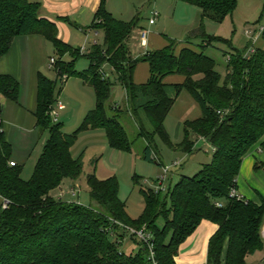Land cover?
<instances>
[{"label": "trees", "instance_id": "obj_1", "mask_svg": "<svg viewBox=\"0 0 264 264\" xmlns=\"http://www.w3.org/2000/svg\"><path fill=\"white\" fill-rule=\"evenodd\" d=\"M178 1L198 7L203 21L220 25L238 7V0ZM260 1L263 15L264 0ZM40 8L33 0H0V59L16 38L29 35L44 36L57 56L51 66L56 79L39 75L37 129L39 138L48 137L30 181L22 179L23 165L13 160V147L0 119V197L10 202L3 209L0 199V264H151L149 250L141 242L136 254L122 252L127 228L152 235L158 264H177L180 247L203 221L219 227L210 241L208 264H247L249 256L263 249L264 199L260 204H246L229 198V192L237 187L251 149L262 142L264 150V50L256 48L245 57L247 52H241L231 40L207 35L202 22L190 37L201 39L198 51L185 47L177 54L175 42L169 41L160 50L132 59L128 43L139 28V18L119 21L108 12L106 0H101L90 28L101 31L104 42L82 53L59 39L57 23L42 18ZM63 21L71 24L68 19ZM215 43L230 50L224 79L216 62L205 55V49ZM67 56L69 60H65ZM83 59L88 68L81 72L77 65ZM142 62L149 65L151 77L138 85L134 73ZM173 76L182 77L183 83L165 82ZM73 78L92 87L97 102L81 126L67 134L52 112L58 103L57 91ZM116 85L126 92V111L138 125L137 139L146 143V162L161 165L155 158L157 138L174 147L165 122L183 91L199 104L202 114L184 123L186 138L177 148L190 155L196 142L205 140L214 150L210 164L192 178L182 176L166 196L161 191L142 190L145 209L138 219L128 216L115 177L105 181L95 174L88 177L96 207L64 203L52 194L65 182H77L82 176L81 160L72 152L82 133L104 130L110 149L132 153L135 142L129 140L120 121L123 108L116 104L112 116L107 112ZM19 89L13 77L0 76L2 99L18 102ZM161 219L164 225L158 226Z\"/></svg>", "mask_w": 264, "mask_h": 264}, {"label": "rangeland", "instance_id": "obj_2", "mask_svg": "<svg viewBox=\"0 0 264 264\" xmlns=\"http://www.w3.org/2000/svg\"><path fill=\"white\" fill-rule=\"evenodd\" d=\"M38 1L44 2L45 6H49L53 14L49 16H53L52 18H54L55 15H67L68 17H72L69 19L71 24L64 21L59 22L55 18L54 20H56L55 22L60 28V34L58 37L60 36L67 42L73 44L76 42L78 43L79 37H76L75 35L79 34L73 33L72 31L75 30H71L72 27L88 28L92 22V17L97 4L96 0ZM66 2H69L67 3V12H62L61 7L65 5ZM82 3L83 7L79 8V4ZM106 6L108 12L117 20L130 22L138 17L139 26L143 29L150 30L154 43L150 48L147 47V49L143 51V54L153 52L156 50L155 48L160 47L162 49L166 47L169 41L175 42L177 54H179L185 47L198 51L199 46L202 44L201 39H190V37L192 32L197 30L202 22H204V28L207 35L231 40L233 46L238 49L245 47L240 50L241 52L246 51L247 53H245V55H247L251 49H256L257 47L264 50L263 36H261L254 45L251 36L248 34L249 31H255L259 26L264 25V13L262 15L263 3L260 0H238L237 10L221 25L208 19L203 21L202 11L198 7L182 3L178 0H106ZM80 9L81 11L79 12V15L81 16V19L78 21L79 23H77V20L75 19V11ZM153 10L157 11L160 14V17L157 19L155 25L149 26L148 22ZM91 41H93V39H91ZM97 41L102 42V40L99 39ZM247 41L250 43L247 44ZM83 49L85 53V47ZM229 53L230 50L222 43H215L211 45V47L205 49V55L216 62V70L223 79L227 75V54ZM143 54L139 57H142ZM137 58L132 57V59ZM85 65H87V61L83 59L77 67L78 71H84L83 68ZM148 67L147 63H141L139 65L137 75L138 80H145V77L149 73ZM48 72L53 78L55 77L56 73L54 69H51ZM179 79L180 78L177 76L169 77L168 82H179ZM62 95L63 99L60 100L65 102V99H67L66 97H68L69 103H65L67 104L66 112H59L58 122L63 125L64 133L72 134L83 123L84 118L82 117V112H84L86 108V106L85 108H82L84 98H80L76 94L74 97H71L67 91L62 93ZM116 104H119L123 108V110H120V113L122 114L120 121L129 134V140L135 142L132 153L127 154L112 150L109 148L108 143L105 142V140L104 145H102L103 142L100 141H98L96 145H92L91 141H86L90 136H85L86 138L82 139V142L79 141L77 145L79 151L83 147V149L77 154L83 165L81 178L77 182H65L64 185L56 189L52 194L57 200H61L64 203L79 204L82 206L91 205L96 207L95 203L90 198L89 187L87 185L88 177L95 174L100 181L115 177L120 184V200L126 204L128 216L132 219H138L145 209L142 190L157 191L159 182L163 181L165 188L163 196H166L169 189L174 188L182 176L192 178L201 171L204 165L210 164L214 156V150L211 146L208 147V144L207 146H204V142L198 143L199 141L196 142L195 151L190 155L177 148V145L184 142L186 138L184 123L187 121H194L200 118L202 114L199 104L187 91L181 93L165 122L166 130L174 147L167 146L159 138L156 139L158 155H155V157L156 159L159 158L161 165L146 162L144 160L143 153L146 143L141 139H137L139 133L138 125L131 114L126 111L125 94L119 85L113 88L111 98L106 104L109 116L113 115L112 107ZM94 109L95 105L93 106L92 104L91 109L89 110L92 111ZM47 137L48 135H44L39 138L37 154L35 153L28 156V153L22 158L15 153L14 157H16L20 165H23L22 179L24 181H30L33 178L36 163L38 161L37 159L41 155L44 141ZM198 144L199 146H197ZM175 164L179 165L176 167ZM165 168L171 169V172L168 175L164 174ZM261 175L264 176V169L261 174H256L254 179L255 183L257 182L258 177L260 179ZM134 177H136V181H133ZM260 187L264 193V179L260 182ZM73 191H76L75 195ZM167 203L170 205V200H167ZM162 225H164V221L161 219L158 222V226ZM139 244L140 240L138 238L133 240L131 234L126 232L120 249L126 255L130 256L139 251ZM263 260L264 240L263 249L254 255L249 256L246 259V262L247 264H262Z\"/></svg>", "mask_w": 264, "mask_h": 264}, {"label": "crops", "instance_id": "obj_3", "mask_svg": "<svg viewBox=\"0 0 264 264\" xmlns=\"http://www.w3.org/2000/svg\"><path fill=\"white\" fill-rule=\"evenodd\" d=\"M38 2L41 5L40 8V16L42 18H46L49 21L55 22L62 21L64 19H70L72 17H68L67 15H55L54 18L52 14V10L49 6H45L44 2H39L38 0L33 1ZM66 2L65 5L61 7L62 12H67L68 5ZM96 8L92 17V22L90 23L88 28H74L71 30L75 34L76 37H79L78 43L75 44L67 42L63 38L59 36V39L63 42L69 44L73 48L82 49L85 47V52L89 53L91 48L96 45H102L104 42V35L101 31H95L91 29V25L94 21L95 14L101 4V0H96ZM83 7V3L79 4V8ZM80 10L75 11V19L78 21L81 19L79 15ZM111 14V13H110ZM112 15V14H111ZM120 21V20H119ZM56 23V22H55ZM76 25V23H75ZM58 27V35L60 34V28ZM65 28V27H64ZM143 29L139 26V28L134 32L133 36L129 40L128 46L131 52V56L133 58H137L143 54V49L139 46V30ZM70 31V30H69ZM151 33L148 40V47L154 43L153 38L151 37ZM93 39V41H91ZM102 40V42L97 40ZM102 43V44H101ZM250 43L249 41L246 42ZM240 48L239 50L244 49ZM258 48V47H257ZM156 50H160L161 48H155ZM238 49V48H237ZM155 51V50H154ZM53 57H57L55 50L52 44L42 35H29L22 36L15 39L13 42L10 51L0 59V76L1 75H9L13 77L15 80L19 82L20 89L18 95V102H12L10 100H5L2 102V98L0 97V105L2 106L1 112V121H2V129L5 134L6 139L11 143L13 147V160L18 163L16 157H14L15 153L19 155V157L24 158L25 154L31 156L33 154L38 153V145H39V136L40 133L37 129V118L36 113L38 110V90H39V75L42 74L52 80L53 78L49 70L53 69L51 67L50 61ZM54 59V58H53ZM70 58L67 56L65 60H69ZM145 63V62H142ZM80 64V63H79ZM78 64V65H79ZM141 63L138 64L134 73V82L138 85L145 84L149 81L151 74L150 68L148 69L149 73L145 77V80L140 81L137 79L138 75V67ZM77 65V67H78ZM149 66V65H148ZM88 68V64L83 68L84 71ZM78 70V69H77ZM107 70V68H106ZM180 78L179 82H168L167 78L165 80L168 84H181L184 79ZM118 86V85H116ZM115 86V87H116ZM123 90V89H122ZM68 92L71 97H74L76 94L78 97H82L83 105L82 108H85L84 112H82V117L85 119L87 114L90 112L91 105H95L96 107V94L92 87L85 84L80 79H69L61 90H58L56 93V98L58 102H61L64 106L63 110L58 111L61 113L66 112L67 104L69 103L68 97L63 102L60 99H63L62 93ZM125 94L126 101V92L123 90ZM71 99V98H70ZM93 101V102H92ZM95 103V104H94ZM87 104V105H86ZM81 108V110H82ZM80 113V112H79ZM83 119V121H84ZM85 136H90L86 141L92 143V145H96L98 141L108 143L106 133L104 130H91L84 132L80 135L79 140L75 147L73 148V156L78 158V153L83 149V147L78 150L79 141L82 142V139L86 138ZM204 142V146H211L205 140H200L198 143ZM264 142V140H263ZM262 142L257 144L255 147L251 149L248 155L245 157L241 172L239 174L237 180V190L238 192L247 200L255 204H260L264 199V193L261 190L260 182L264 179V176L261 175L260 179L258 177L257 182H254L256 174H261L264 169V150L261 148ZM77 146V148H76ZM109 146V145H108ZM199 146V144L197 145ZM207 147V148H208ZM212 147V146H211ZM110 148V147H109ZM213 149V148H212ZM77 151V152H76ZM17 155V156H18ZM77 155V156H76ZM18 157V158H19ZM38 157V156H37ZM40 157V156H39ZM39 159V158H38ZM37 159V160H38ZM157 163H160L159 158H157ZM37 164V163H36ZM161 164V163H160ZM259 180V181H258ZM54 197V196H53ZM55 198V197H54ZM219 227L217 224L211 221H203L195 233L190 236L185 243L179 249V254L176 257L177 264H208V254H209V245L213 236L217 233Z\"/></svg>", "mask_w": 264, "mask_h": 264}, {"label": "built area", "instance_id": "obj_4", "mask_svg": "<svg viewBox=\"0 0 264 264\" xmlns=\"http://www.w3.org/2000/svg\"><path fill=\"white\" fill-rule=\"evenodd\" d=\"M159 17H160V14L157 11L153 10L151 12V18L149 19V22H148L149 26L155 25L156 21H157V19ZM248 34L251 36L252 42L255 45V43L258 41V39L261 36H263V34H264V25L263 26H259V28L256 29L255 31L254 30L249 31ZM138 35H139V46H140V48L143 49V50H146L147 47H148V40H149V36H150V30H148V29H140ZM254 50L255 49H251L248 52V54H252L254 52ZM81 52L84 53V49L83 48L81 49ZM247 55H245V57ZM54 64H55V59H51V66H53ZM63 109H64L63 104L61 102H58L56 108L52 112V116H53L55 121H58V117H59L58 111L63 110ZM11 165L14 166L15 163H11ZM178 165L179 164H175L176 167ZM170 172H171L170 168H165L164 169V174L165 175H168ZM157 191H161V192L165 191L164 182L163 181L159 182V186L157 187ZM73 193L75 195L76 191H73ZM229 198H231L233 200H237V201H242V202H244L246 204L248 203V201L238 192L237 187H235V186L230 189ZM0 199H1V205H2L3 209H8L9 206H10V202L8 200H6V199L1 198V197H0ZM217 206L218 207H223V204L218 203ZM127 230L129 232V234L135 235V237L138 238L140 240V242L142 244H144L148 248V250H149V260H150L151 264H158L157 261H156V258H155L154 245L152 243V238H153L152 235L150 233L144 232L143 230L135 231V230L130 229V228L129 229L127 228ZM260 236H261L262 240H264V223H263V226L261 228ZM262 264H264V260H263Z\"/></svg>", "mask_w": 264, "mask_h": 264}, {"label": "water", "instance_id": "obj_5", "mask_svg": "<svg viewBox=\"0 0 264 264\" xmlns=\"http://www.w3.org/2000/svg\"><path fill=\"white\" fill-rule=\"evenodd\" d=\"M2 102H5V99H2ZM1 112H2V106L0 105V115H1Z\"/></svg>", "mask_w": 264, "mask_h": 264}]
</instances>
